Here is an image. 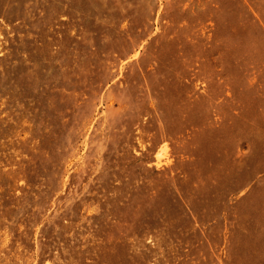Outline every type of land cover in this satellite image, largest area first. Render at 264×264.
Returning a JSON list of instances; mask_svg holds the SVG:
<instances>
[{"label": "rangeland", "instance_id": "obj_1", "mask_svg": "<svg viewBox=\"0 0 264 264\" xmlns=\"http://www.w3.org/2000/svg\"><path fill=\"white\" fill-rule=\"evenodd\" d=\"M0 264H264V0H0Z\"/></svg>", "mask_w": 264, "mask_h": 264}, {"label": "bare ground", "instance_id": "obj_2", "mask_svg": "<svg viewBox=\"0 0 264 264\" xmlns=\"http://www.w3.org/2000/svg\"><path fill=\"white\" fill-rule=\"evenodd\" d=\"M163 163V162H162ZM58 207V206H57ZM54 216V215H53Z\"/></svg>", "mask_w": 264, "mask_h": 264}]
</instances>
